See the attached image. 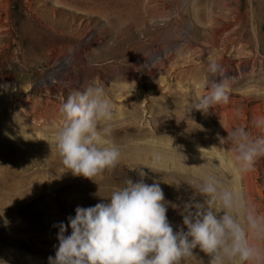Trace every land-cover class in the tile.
<instances>
[{
    "label": "rangeland",
    "instance_id": "1",
    "mask_svg": "<svg viewBox=\"0 0 264 264\" xmlns=\"http://www.w3.org/2000/svg\"><path fill=\"white\" fill-rule=\"evenodd\" d=\"M210 61L228 77L229 100L188 114L208 91ZM87 84L112 101L121 151L95 181L64 173L55 146L60 106ZM259 118L264 0H0V264H48L54 225L108 202L140 170L163 189L174 231L182 216L173 205L194 192L186 183L217 170L264 216V158L241 173L220 143L236 127L264 134L252 125ZM193 254L182 264H208Z\"/></svg>",
    "mask_w": 264,
    "mask_h": 264
},
{
    "label": "clouds",
    "instance_id": "2",
    "mask_svg": "<svg viewBox=\"0 0 264 264\" xmlns=\"http://www.w3.org/2000/svg\"><path fill=\"white\" fill-rule=\"evenodd\" d=\"M207 72L208 91L191 102L188 114L196 110L208 115L229 100L223 67L210 61ZM59 112L62 125L55 146L64 173L95 181L117 166L121 151L112 139L115 111L103 87L82 85L68 95ZM252 125L264 131V118L254 119ZM227 132L220 143L227 142L236 153L238 171H250L264 158V134L251 138L243 127ZM139 175V182L129 179L112 191L108 202L77 206L67 223L54 225L59 243L48 264H182L197 248L209 257L208 264H264L259 244L264 241V216L222 180L218 170L186 183L194 192L182 207L173 205L182 216L175 231L160 184L146 183L143 170Z\"/></svg>",
    "mask_w": 264,
    "mask_h": 264
},
{
    "label": "bare ground",
    "instance_id": "3",
    "mask_svg": "<svg viewBox=\"0 0 264 264\" xmlns=\"http://www.w3.org/2000/svg\"><path fill=\"white\" fill-rule=\"evenodd\" d=\"M76 60H82V55L81 53H79V55L77 56V59Z\"/></svg>",
    "mask_w": 264,
    "mask_h": 264
}]
</instances>
